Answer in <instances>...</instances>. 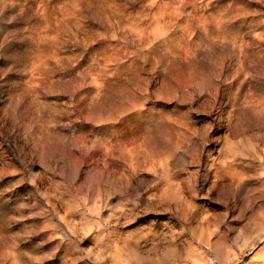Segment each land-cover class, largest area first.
<instances>
[{
    "label": "rangeland",
    "instance_id": "rangeland-1",
    "mask_svg": "<svg viewBox=\"0 0 264 264\" xmlns=\"http://www.w3.org/2000/svg\"><path fill=\"white\" fill-rule=\"evenodd\" d=\"M262 255L264 0H0V264Z\"/></svg>",
    "mask_w": 264,
    "mask_h": 264
},
{
    "label": "bare ground",
    "instance_id": "bare-ground-1",
    "mask_svg": "<svg viewBox=\"0 0 264 264\" xmlns=\"http://www.w3.org/2000/svg\"><path fill=\"white\" fill-rule=\"evenodd\" d=\"M225 108V107H224ZM224 108H221V109H224ZM225 110V109H224ZM221 113V112H220ZM221 116V115H220ZM247 121V120H246ZM259 121V120H258ZM241 122V121H240ZM255 122V121H254ZM249 124H251V123H253V120L252 119H249V122H248ZM236 124V123H235ZM245 124V123H244ZM238 125H239V123H238ZM236 128V127H235ZM229 183H232V180L229 182ZM229 186H231V184L229 185ZM206 241V240H205ZM210 242H212L211 241V239H210ZM262 253H263V250H262ZM258 254H260V253H258ZM261 256V255H260ZM263 257H264V255H262ZM261 258V257H260Z\"/></svg>",
    "mask_w": 264,
    "mask_h": 264
}]
</instances>
